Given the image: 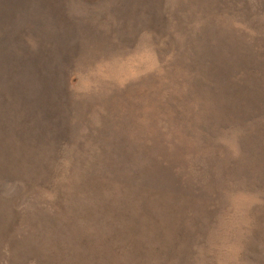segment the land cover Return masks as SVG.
<instances>
[{
	"label": "rangeland",
	"instance_id": "374dc122",
	"mask_svg": "<svg viewBox=\"0 0 264 264\" xmlns=\"http://www.w3.org/2000/svg\"><path fill=\"white\" fill-rule=\"evenodd\" d=\"M0 264H264V0H0Z\"/></svg>",
	"mask_w": 264,
	"mask_h": 264
}]
</instances>
